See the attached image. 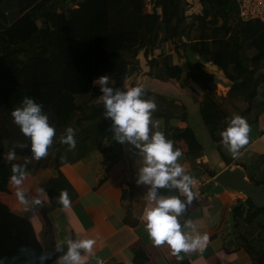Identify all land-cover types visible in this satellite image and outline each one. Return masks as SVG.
<instances>
[{
    "label": "trees",
    "instance_id": "obj_1",
    "mask_svg": "<svg viewBox=\"0 0 264 264\" xmlns=\"http://www.w3.org/2000/svg\"><path fill=\"white\" fill-rule=\"evenodd\" d=\"M91 1L35 0L26 6L33 30L21 40L3 32L0 8V163L5 167L0 183H7L12 163L27 161V173L36 176L41 186L52 182L50 197L56 198V191L61 190L59 167L63 163L100 150L107 142L102 151L119 155L122 144L112 140L111 120L103 115L101 92L92 81L105 74L116 85L128 79L140 70V53L150 57L148 75L176 81L181 71L189 76L192 85L200 89L201 117L223 161L227 165L235 161L223 145L220 132L233 115L242 116L251 126L264 112V23L239 20L235 0H193L198 12L190 14L189 0H106V30L71 32L72 13ZM207 64L222 71L228 83L223 92ZM192 85L189 88L194 91ZM25 95L42 105L56 129L48 155L40 160L31 158L29 141L11 116ZM144 98L155 101L157 109L152 114L161 119L164 131H172L174 140L186 143L191 169L194 174L201 173L195 161L203 152L192 130L171 124L186 120V108L173 100L154 97L148 90ZM82 104L85 111L78 110ZM68 126L75 130L74 149L59 140ZM250 141L249 137L240 149ZM17 143L24 147L16 148L15 161H7L8 149ZM249 170H256V175ZM246 176L255 185L264 186V153L250 158ZM29 206L36 207L40 217H46L45 204ZM243 209L244 221L249 225H254V219L264 212V207L249 200ZM237 226V245L249 253L254 264H264V249L252 239V230L244 224ZM43 253L48 252L35 238L28 217L0 206V258L5 264H26ZM51 260L48 255L43 264Z\"/></svg>",
    "mask_w": 264,
    "mask_h": 264
},
{
    "label": "crops",
    "instance_id": "obj_2",
    "mask_svg": "<svg viewBox=\"0 0 264 264\" xmlns=\"http://www.w3.org/2000/svg\"><path fill=\"white\" fill-rule=\"evenodd\" d=\"M34 2L35 0H4L0 3L3 13L1 24L6 36L19 40L29 36L34 24L26 6ZM24 6L26 9L22 10ZM192 12H198L197 5H194L188 14ZM69 29L71 32L106 30V0H92L87 7L74 11L69 19ZM142 55L147 62L143 63L142 58H139L140 70L117 85L114 82L112 86L123 89L142 84L154 97L161 96L173 100L186 108V120L172 121L171 124L178 128L190 127L200 144L203 153L197 158L200 163H197V159L195 161L196 167L201 171L198 175L194 174L187 160L186 143L183 140H174L172 131H164L165 126L162 125L161 119L153 114L152 121L155 126L152 130L163 132L166 138L173 142L174 148L180 149L182 155L178 157V162L186 172L193 177L202 178L204 182L200 195L187 206V214H183L180 221L183 223L185 219H191L197 230L208 234L209 240L205 248L202 251L197 249L188 253L182 252V259L177 261L168 246L157 247L152 243L140 219L147 204L145 192L148 186L135 183L141 161L136 150L127 142L122 144L119 155L112 156L102 151L108 146L107 142L100 150L92 151L76 160L66 161L59 167L60 189L67 191L71 201L68 207L58 204L56 198L50 197V191L54 187L52 182L41 186L38 178L29 173L23 184L26 198L31 201L38 195L37 189L42 187L47 196L44 203L47 207L46 217H40L36 207L25 208L19 203L15 187L9 178L5 185L0 183V206L8 212L28 217L35 238L43 244L48 255L52 256V260L47 264H55V258L60 254L55 250L56 241L65 237H92L97 240L93 249L95 255L84 253L89 257L86 264H97L98 260L103 264H254L249 253L237 245V225L239 223V228L241 224L248 226L252 230V239H257L264 249V212L254 219V225H249L244 221L243 206L247 200H251L245 194L228 188L218 192H212L211 189L215 186L214 177L225 168L240 167L248 179L247 162L251 157L264 153V112L250 126L248 135L251 141L248 146L239 150V156L235 158L238 164L233 161L227 165L202 120L200 89L192 85L189 76L183 71L180 72L179 81L161 80L148 75L150 57ZM206 66L212 70L216 80L220 79L217 80L220 88L225 86L226 78H220L222 71L214 65ZM178 83H181L183 88ZM190 85L196 91H191ZM99 99L101 100V96ZM84 107L85 104H82L78 110L85 111ZM4 174L5 167L0 163V177ZM60 191L56 192L59 194ZM160 192L184 198L183 194L175 189L171 192L160 189Z\"/></svg>",
    "mask_w": 264,
    "mask_h": 264
},
{
    "label": "clouds",
    "instance_id": "obj_3",
    "mask_svg": "<svg viewBox=\"0 0 264 264\" xmlns=\"http://www.w3.org/2000/svg\"><path fill=\"white\" fill-rule=\"evenodd\" d=\"M92 83L100 89L103 115L111 120L112 140L121 144L127 142L136 150L141 161L135 183L148 186L145 192L147 204L140 219L152 243L157 247L168 246L177 261L182 259V252L188 253L197 249L202 251L208 243V234L197 230L191 219H185L183 223L180 221L187 206L199 195L197 181L178 162V157L182 155L180 149L174 148L173 142L166 138L163 132L152 130L155 126L152 113L157 109V104L152 99L144 98L145 89L142 84L123 89L114 88V80L107 74L98 76ZM11 116L13 123L29 141L31 158L40 160L47 156L56 129L49 123V116L42 110V105L33 97L25 95L20 106L11 111ZM249 131V124L240 115L230 117L227 127L221 130L222 143L234 159L239 156L240 148L248 143ZM74 133V128L68 126L59 137L60 142L68 145L69 149L76 147ZM23 147V143H17L9 148L6 160L15 161L16 148ZM26 164L27 161L23 164H11L9 179L15 187V195L25 208H28L30 203L43 206L47 196L42 187L37 189L38 195L31 201L26 198V190L23 187L28 174ZM160 189L169 192L175 189L182 193L184 198L181 199L175 194L166 195L161 193ZM56 199L64 207H68L71 202L66 190H61ZM96 244L97 240L92 237L57 239L55 250L60 254L55 258V264H86L89 257L84 253L94 256L93 249ZM21 251L25 249L22 247ZM47 258L48 253H43L30 258L26 264H36L37 261L43 264ZM0 264H5V260L0 258ZM97 264L103 262L98 260Z\"/></svg>",
    "mask_w": 264,
    "mask_h": 264
},
{
    "label": "water",
    "instance_id": "obj_4",
    "mask_svg": "<svg viewBox=\"0 0 264 264\" xmlns=\"http://www.w3.org/2000/svg\"><path fill=\"white\" fill-rule=\"evenodd\" d=\"M214 180L215 186L211 189L212 192H218L223 188L233 189L245 194L255 206L264 207V186L255 185L246 179L240 167L225 168L214 177Z\"/></svg>",
    "mask_w": 264,
    "mask_h": 264
},
{
    "label": "built area",
    "instance_id": "obj_5",
    "mask_svg": "<svg viewBox=\"0 0 264 264\" xmlns=\"http://www.w3.org/2000/svg\"><path fill=\"white\" fill-rule=\"evenodd\" d=\"M235 2L237 4V17L239 20H259L264 23V0H235ZM197 163H200V159H197ZM194 178L197 181L196 187L200 195L204 182L200 177Z\"/></svg>",
    "mask_w": 264,
    "mask_h": 264
},
{
    "label": "rangeland",
    "instance_id": "obj_6",
    "mask_svg": "<svg viewBox=\"0 0 264 264\" xmlns=\"http://www.w3.org/2000/svg\"><path fill=\"white\" fill-rule=\"evenodd\" d=\"M190 1V5H189V7H188V9H187V12L189 13V12H191L192 10H193V6L195 5V3H193L194 1L193 0H189ZM193 1V2H192ZM169 49H170V51H171V48L169 47ZM175 54V53H174ZM177 56H178V54H177ZM177 56L175 55V60H177ZM140 58H142L141 59V61L144 63V62H147V60H146V58H144L143 57V55L141 54L140 55ZM221 77H223V75H221L220 76V78ZM217 80H220V79H217ZM227 83V82H226ZM225 83V84H226ZM228 84V83H227ZM226 84V85H227ZM222 86H224V85H222ZM222 86H221V89H220V91L221 92H223L224 91V87L222 88ZM255 159V158H254ZM250 160V159H249ZM249 167V166H248ZM253 167V166H252ZM249 173H254V175H256V173H257V171L256 170H253V171H251V170H249Z\"/></svg>",
    "mask_w": 264,
    "mask_h": 264
}]
</instances>
